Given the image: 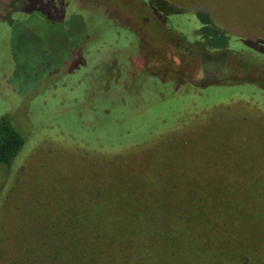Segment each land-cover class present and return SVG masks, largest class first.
<instances>
[{
  "label": "rangeland",
  "instance_id": "rangeland-1",
  "mask_svg": "<svg viewBox=\"0 0 264 264\" xmlns=\"http://www.w3.org/2000/svg\"><path fill=\"white\" fill-rule=\"evenodd\" d=\"M9 12L0 118L25 147L0 168V264H45L65 225L102 210L128 223L143 208L191 227L182 264H264V0H22ZM224 48L222 77H207L200 51Z\"/></svg>",
  "mask_w": 264,
  "mask_h": 264
},
{
  "label": "trees",
  "instance_id": "trees-1",
  "mask_svg": "<svg viewBox=\"0 0 264 264\" xmlns=\"http://www.w3.org/2000/svg\"><path fill=\"white\" fill-rule=\"evenodd\" d=\"M21 2L22 0H8L3 13L6 15L0 17L10 19L9 11L18 9ZM55 8L59 9V6L55 5ZM39 10L43 11L42 9ZM24 142L25 138L11 124L8 116H2L0 118V168L9 167L13 163L20 150L25 147ZM154 212L155 210L146 208L132 209L128 223H123L124 220L108 223L109 220H105V210H102L99 222L92 224L84 222L78 225L77 231L75 230L76 226L67 224L65 225V229L68 231V238L65 240L66 247H63L57 240H53L55 241L54 248L51 247L53 254H50V251L47 253L45 264H182L184 262L182 257L187 252L196 250L191 247L190 243L186 242L193 240V236H190L191 227L180 229L178 225H175L178 221L173 223L171 220L167 224L160 225L159 222H154ZM116 213L120 216L119 210ZM84 215L90 216V213H83ZM194 216L203 221L209 215L198 210ZM219 216H224V213L219 214ZM132 217H139V219ZM74 219L76 220L75 217ZM218 224L217 230L221 231L220 234L222 231L229 233L226 228L222 229L224 223ZM242 225L243 227L239 226V234L249 231L248 227ZM228 228L230 230V227ZM78 231L79 236L76 238L73 233ZM235 232L233 231L234 234ZM219 233H215V235ZM209 235V237L213 236V234ZM236 242L238 243L233 250L242 252L246 246L238 238ZM198 243L202 242L198 241ZM111 245L114 246L112 250H110ZM202 245L205 247L203 243ZM61 247L69 248L67 257L63 255L60 250ZM215 247L219 249L217 245ZM216 248H210V250L214 251Z\"/></svg>",
  "mask_w": 264,
  "mask_h": 264
},
{
  "label": "flooded vegetation",
  "instance_id": "flooded-vegetation-1",
  "mask_svg": "<svg viewBox=\"0 0 264 264\" xmlns=\"http://www.w3.org/2000/svg\"><path fill=\"white\" fill-rule=\"evenodd\" d=\"M175 46L177 48H180V51L183 49L188 50V47H183L181 42H175ZM226 50L227 49H225V48L219 49V50H217L216 53L210 54V55H205L203 53V51H200L202 63H203V67H204L203 71H205V75H207V74L209 75L207 77H212V76L217 77V78L222 77L221 74L218 73V66L223 63ZM187 55L191 56V52H188ZM207 79H209V78H207Z\"/></svg>",
  "mask_w": 264,
  "mask_h": 264
}]
</instances>
